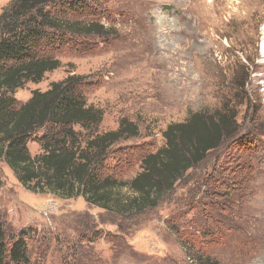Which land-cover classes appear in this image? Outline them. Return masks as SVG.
<instances>
[{
    "label": "rangeland",
    "instance_id": "obj_1",
    "mask_svg": "<svg viewBox=\"0 0 264 264\" xmlns=\"http://www.w3.org/2000/svg\"><path fill=\"white\" fill-rule=\"evenodd\" d=\"M12 1L0 0V15ZM87 1L74 20L98 23L104 35H70L51 53L61 67L13 93L19 105L81 77L88 104L104 111L100 132L122 119L138 125L139 136L116 144L108 161L126 180L140 172L142 156L164 146L170 124L227 106L235 126L155 210L137 216L29 192L0 161L8 236L25 238L40 264H196L201 255L264 264V9L246 35L240 0ZM28 148L42 153L34 140ZM127 149L130 163L119 153Z\"/></svg>",
    "mask_w": 264,
    "mask_h": 264
},
{
    "label": "trees",
    "instance_id": "obj_2",
    "mask_svg": "<svg viewBox=\"0 0 264 264\" xmlns=\"http://www.w3.org/2000/svg\"><path fill=\"white\" fill-rule=\"evenodd\" d=\"M87 2L13 0L0 15V161L29 192L66 200L81 197L113 215H142L155 210L222 146L236 117L224 106L212 115L194 113L185 122L170 124L163 133L164 146L142 156L140 172L126 180L115 172L117 163L109 170L108 161L116 144L139 136L138 125L122 119L117 130L100 132L104 111L88 104L81 77L69 76L46 92L35 91L19 105L13 93L61 67L51 53L70 35H104L98 23L74 20ZM33 140L42 150L34 157L28 148ZM119 153L130 163L128 149ZM31 256L25 238L8 236L0 218V264H40ZM195 260L219 264L202 255Z\"/></svg>",
    "mask_w": 264,
    "mask_h": 264
},
{
    "label": "bare ground",
    "instance_id": "obj_3",
    "mask_svg": "<svg viewBox=\"0 0 264 264\" xmlns=\"http://www.w3.org/2000/svg\"><path fill=\"white\" fill-rule=\"evenodd\" d=\"M238 9L244 14V21H246L245 23L247 24L246 28H244V33L247 35L248 32L256 29V25L252 22V19L262 18L261 11L264 9V5L262 4V0H240ZM262 34L264 41V29Z\"/></svg>",
    "mask_w": 264,
    "mask_h": 264
}]
</instances>
